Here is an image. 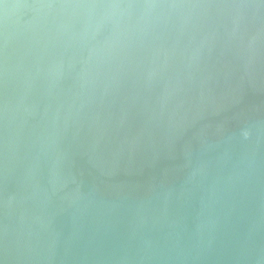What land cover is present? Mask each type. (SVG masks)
<instances>
[{
  "label": "water",
  "instance_id": "water-1",
  "mask_svg": "<svg viewBox=\"0 0 264 264\" xmlns=\"http://www.w3.org/2000/svg\"><path fill=\"white\" fill-rule=\"evenodd\" d=\"M0 264H264V0H0Z\"/></svg>",
  "mask_w": 264,
  "mask_h": 264
}]
</instances>
